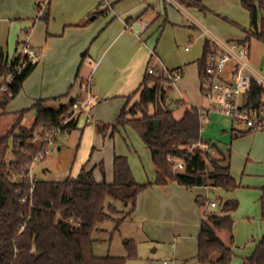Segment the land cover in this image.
<instances>
[{
  "label": "trees",
  "instance_id": "16d2710c",
  "mask_svg": "<svg viewBox=\"0 0 264 264\" xmlns=\"http://www.w3.org/2000/svg\"><path fill=\"white\" fill-rule=\"evenodd\" d=\"M176 1L185 8L208 12L204 0ZM241 5L249 13L250 29L246 32V39L237 43L248 48L252 38L264 43V0H241ZM48 16L49 12L42 21ZM211 49L212 45L207 40L204 57L199 61L201 92L204 95L206 84L212 81L206 74V57ZM17 60H12V64ZM9 61L0 47V76L6 72ZM36 66L27 64L21 73L15 75L11 86L12 98L0 95V117L5 115L7 106L20 93ZM174 71L169 70V73ZM169 83L166 72L158 71L154 76L147 74L136 92L139 93V101L130 108L126 106L112 126L97 124L98 132L104 136L108 129L111 128L114 135L119 126L125 125L138 132L150 150L156 168L153 183L136 182L127 157L120 155L114 157V180L111 183L105 180L98 182L94 169H88L86 165L76 178L65 181L22 176L34 158L46 151L47 144H36L33 141L35 137L59 128L63 133H71L77 128V121L64 124L77 99L58 110L44 107L43 100H40L19 113L12 128L0 136V264H126L124 257L95 255L92 234L106 221L114 222L115 230L119 231L135 213L139 195L149 187L167 186L172 182L187 189L210 186L232 191L238 187L231 173L229 158L216 144L202 138L206 112L186 106L178 118L163 86ZM175 104L179 107L182 102ZM151 106L155 109L153 114ZM244 106L264 110V89L255 80L244 96ZM32 111L36 114L34 123L24 125L23 119ZM156 120L160 121L159 128ZM200 143L208 144L211 150L198 146ZM212 151H217L220 158L216 159ZM176 160L184 162L183 170H175ZM100 168L104 174L103 163ZM117 203H122L128 210H120ZM219 205L220 213H206L202 220L196 256L201 264H232L235 225L232 214L238 210L239 202L220 199ZM261 205L264 221V187ZM220 233L228 235V242L221 239ZM125 246L128 251L134 249L131 242ZM244 264H264V236Z\"/></svg>",
  "mask_w": 264,
  "mask_h": 264
},
{
  "label": "crops",
  "instance_id": "0c3cea01",
  "mask_svg": "<svg viewBox=\"0 0 264 264\" xmlns=\"http://www.w3.org/2000/svg\"><path fill=\"white\" fill-rule=\"evenodd\" d=\"M232 1L233 4L238 5L239 0ZM109 2L111 7L107 8L100 0H51L48 18L36 21L35 0H0V47L7 58L15 60L19 56V46L26 40H29L40 54L37 66L24 82L20 93L9 103L3 116H12L16 122L21 111L31 108L40 100H43L44 107L58 110L73 99L83 98L86 92L83 86L91 78L92 94L95 104L97 103L95 112L103 105L109 107L111 103H116L111 106L112 116L119 117L121 111L135 97L139 86L147 75L148 67L150 65L157 68L164 66L158 56L153 58L156 55L155 51L150 55L151 50L143 44L141 36L156 28L157 32L162 31L168 24H185L186 21L190 23L191 17L185 20L170 6L180 9L179 11H185L188 16L195 15L197 12L196 9L185 8L176 0H109ZM198 17L199 20L206 23L207 20L200 14ZM141 21L147 22L149 28L139 36L137 34L140 32L139 30L134 32L128 26L130 24L138 25ZM203 35H199L197 40L202 42ZM205 44H202L201 58L199 56L195 57L196 59L190 58L186 60L185 67L179 66L171 69L182 68L184 71V76L179 81L177 88L182 92L183 100L181 101L189 106L188 90L190 86L201 92L199 61L204 57ZM250 49L249 44L250 68L256 75L262 76L250 63L252 59ZM185 50L189 51V48ZM206 61L208 62V56ZM260 65V68H264V63ZM164 68L167 69L165 66ZM78 80H81L80 87L74 92V96L67 101L64 100V97L70 96ZM166 92L168 101L171 102L172 107H176L175 115L180 118L184 110L180 115L177 114L180 109L173 101L169 100V87L166 88ZM193 95L191 93V96ZM198 109L206 111V114L210 113V109ZM103 111L101 110V114H104ZM82 116L77 120V128ZM35 117V112H30L23 119V124L31 126ZM94 118L91 110V118H87L86 123L98 122ZM248 132L250 131L242 125L232 126L234 140L247 139L245 144L238 142L235 145V151L244 158L243 170L234 174L231 155L230 153L229 156L226 155L229 158L231 173L236 179L238 187L232 191H221L213 187L215 191L224 194V197H221L223 200L234 199L239 202L238 210L232 214L234 219L237 216L234 225L232 264H244L254 253L264 236L261 205L264 187V129L256 131L250 136ZM71 133L66 132L61 135ZM113 136L111 132L110 139ZM58 139L56 137V143L54 142L51 146L52 153L45 156V163L41 171L43 172L42 176H51V179L40 177L41 173L35 172L34 165L32 170L35 178L46 181H65L69 178H76L86 165L88 169H94L95 179L102 182L99 179V172L96 171L99 164H81L80 169L77 168L78 173L76 170L74 174L73 169L77 163L76 156L70 149H64L61 142H57ZM153 167L154 176L153 181L150 182L156 180L154 163ZM209 187H195L187 191L177 182H172L167 186L153 185L149 187L139 195L137 200V210L134 214H136V218H139L141 225L140 228L136 227V233H140L138 236L152 238L153 231L145 224L153 223L155 227L153 221L156 212L161 215L162 220H165L166 214L173 210L178 212L182 209L191 210L194 207L195 191H207ZM196 198L202 206L207 204V211L204 214L217 212V209L209 212L208 210L211 208L209 204L216 202L219 205V201L207 200L205 203V200L201 199V195H197ZM160 229L157 228L158 231ZM228 240V238H224L225 242ZM157 251L154 249L153 252ZM196 256L197 254L191 253L187 257H181V261H175L172 258L163 264H201Z\"/></svg>",
  "mask_w": 264,
  "mask_h": 264
},
{
  "label": "rangeland",
  "instance_id": "374dc122",
  "mask_svg": "<svg viewBox=\"0 0 264 264\" xmlns=\"http://www.w3.org/2000/svg\"><path fill=\"white\" fill-rule=\"evenodd\" d=\"M203 3L208 7V12L202 13L196 9L197 15L190 12L192 16H188L185 11H179L180 9L170 6L179 15L183 16L185 20L191 17L190 23L186 21L185 24H168L162 31L157 32L156 28L144 34V36H141L143 44L148 46L151 50L150 55L155 51L156 55H154L153 58H157L158 56L168 70L184 66L185 63H187L186 60L190 58L196 59L195 57L198 56L201 58L203 54L202 44L204 45L207 40L210 41L211 45L214 41H217L220 44H228L231 46L232 44H238V40L246 39V32L250 29V16L242 7L240 0L237 6L233 4L232 0H204ZM199 14L202 18L207 20L206 23L199 20ZM201 34H204L202 42L197 40L198 36ZM21 46H19V54ZM186 48H189V51H186ZM250 48L252 58L250 63L255 66L260 75L264 76V68H260V64L264 63V44L252 38ZM235 64L233 60L227 65L224 73L225 79L230 78L232 68ZM150 66L148 68H150ZM80 81L81 80L77 81L70 96L64 97V100L67 101L74 96V92L80 87ZM178 85L179 82L163 85L165 89L169 87V100L174 103L183 100L182 92L177 88ZM83 87L85 90L86 85L84 84ZM188 93L190 96V106L181 101L182 104L179 105L180 111L177 112V114L180 115L181 111L184 110L186 106H194L206 110L210 109L206 121L202 122V138L210 144H216L225 155L229 156L228 154L230 153L232 172L234 174L239 170L242 171L244 168V158L239 156V152L237 153V151H235V145L238 142L239 144H245V140L247 139H242L241 141L232 138V126L237 127L241 125L233 122L229 117L215 112L212 108V100L208 99L202 92H198V90L190 86ZM191 93L194 95L191 96ZM86 94L85 92L84 97H86ZM138 100L139 94L137 93L135 97L132 98L131 102L127 104L128 107L134 105ZM112 104L116 103H111L109 107H107L108 105H103L99 107L97 112H95L97 103L94 104L92 114L95 116V121L99 122V125L112 126L116 123L118 117L112 116ZM101 110H104V114H101ZM154 110V106H151L150 112L152 114ZM14 119L15 118L12 116L0 117V136L6 134L12 128L15 123ZM86 120L87 118L82 116L78 128L71 134L57 136L59 138L57 142L60 141L64 149H70L76 156L77 163L73 169L74 174L76 170L78 173L77 168L81 164H99L96 171L99 172L100 181L105 180L107 183H111L114 180V155H120L127 157L136 182L139 184L153 183L150 182L153 181L152 179L154 176V167L150 150L134 128L129 125L119 126L114 136L110 139L112 132L111 128L105 132L104 136V134L98 132V122L87 124ZM256 131L259 130L248 132L249 136ZM38 143H40V140ZM51 153L52 151L49 154ZM212 155L216 159L220 158V154L217 151H212ZM179 162L181 161L176 160V164ZM44 163V160L37 161L34 166L35 172L41 173L40 177L43 179H51V176H42L43 172L41 171ZM101 163H103L104 166V174L100 168ZM184 188L187 189L186 187ZM189 190L190 189H187V191ZM197 195H201V199L205 200V203H207V200L220 201V199H222L221 197H224L222 192H217L213 187H209L207 191H195L193 210L182 209L179 210V212L173 210L166 214L165 220H162L161 215L156 212L154 215L155 220L153 221L155 222V227L153 223L151 225L145 224V226L153 231L152 238L138 236L140 233H136V227L140 228L141 223L139 218H136V214H134L133 218L131 217V219L125 221L119 231L115 230L116 225L114 222L106 221L100 224L92 234V238L95 241V255L98 257H124L127 259L126 264H163L168 259L174 258L175 261H181V257H187L191 253L197 254L200 226L202 224V219L205 218L204 212L207 211V204L202 206L198 203L196 198ZM117 204L120 210L125 212L128 210L122 203ZM209 209V212L211 210L216 211V209ZM219 210L220 208L217 209L218 213H220ZM235 219H237V216H235ZM157 228H161L160 231H158ZM219 236L223 240L224 238H228L226 233L219 234ZM127 242L133 243L134 249L131 250L132 252L127 250L125 246ZM154 249L158 251L154 253ZM176 251L177 253L175 254Z\"/></svg>",
  "mask_w": 264,
  "mask_h": 264
},
{
  "label": "built area",
  "instance_id": "2783aa9c",
  "mask_svg": "<svg viewBox=\"0 0 264 264\" xmlns=\"http://www.w3.org/2000/svg\"><path fill=\"white\" fill-rule=\"evenodd\" d=\"M101 3L107 8L111 7L109 0H100ZM37 17L36 21H40L47 16L50 11L51 0H35ZM139 25V26H138ZM130 24L128 28L134 32L140 31L139 36L143 34L149 28V25L145 21H141L140 24ZM16 64H12V60L9 61L8 68L4 74L0 76V95H6L10 98L13 97L11 92V86L14 82L15 75L21 73L27 64H38L39 52L38 50L26 40L20 50V54L17 57ZM235 61V65L232 68V72L229 79L224 78V73L227 65L231 61ZM158 71L166 72L168 75L169 84L179 82L183 76V69H177L173 73H169V70L165 69L164 66L159 68L152 67L147 70V74L154 76L157 75ZM206 74L212 78V81L206 84L205 96L212 100V108L215 112L221 113L233 122L244 126L248 130H262L264 129V110L259 109H247L244 106V96L251 89L252 81L264 89V77L256 75L250 68L249 65V50L247 46L240 44H220L214 41L212 49L208 55V62L206 67ZM92 79L90 78L86 84V97L77 99L73 105L71 115L64 124L70 121H77L78 118L84 115L86 118H91V110L94 107L95 101L92 94ZM171 104V102H169ZM207 114L203 116V121H206ZM63 134L61 128L53 131H46L42 137H35L33 141L36 144H42L45 142L47 148L45 153H40L36 156L29 167L28 171L22 172V176L30 177L34 179L33 166L37 161L44 160L51 152V146L55 142V138L58 135ZM40 140V143H38ZM198 146L211 150L208 144H198ZM184 162L181 161L176 165V170L184 169ZM18 174H16L17 176ZM209 206L212 209H219L220 206L216 202H210ZM75 222H73L74 224ZM79 226L80 223H75Z\"/></svg>",
  "mask_w": 264,
  "mask_h": 264
},
{
  "label": "water",
  "instance_id": "95a60500",
  "mask_svg": "<svg viewBox=\"0 0 264 264\" xmlns=\"http://www.w3.org/2000/svg\"><path fill=\"white\" fill-rule=\"evenodd\" d=\"M175 109H176V107L173 106V107H172V111H175ZM155 123H156L157 128H159V127H160V121H159V120H156Z\"/></svg>",
  "mask_w": 264,
  "mask_h": 264
}]
</instances>
